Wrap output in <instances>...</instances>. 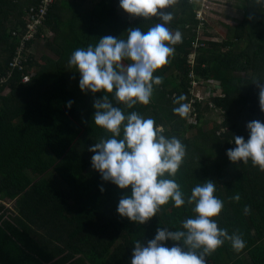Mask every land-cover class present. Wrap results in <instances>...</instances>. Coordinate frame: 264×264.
Listing matches in <instances>:
<instances>
[{
	"label": "trees",
	"instance_id": "trees-1",
	"mask_svg": "<svg viewBox=\"0 0 264 264\" xmlns=\"http://www.w3.org/2000/svg\"><path fill=\"white\" fill-rule=\"evenodd\" d=\"M38 5L39 0H0V78L18 45L11 33L21 32L24 18ZM241 7L242 24L228 28L225 43L200 41L204 47L196 50L191 64L198 25L195 1L177 0L166 10L173 15L166 27L173 34L179 30L182 42L170 45V62L154 73L163 83L154 85L147 105L129 109L113 100L126 115L135 111L154 119L161 134L178 138L186 147L174 177L185 204L176 207L169 201L147 223L138 224L117 212L120 198L130 195L131 187L120 189L104 181L92 167L95 153L89 148L111 137L93 119L94 101L105 93L82 92L80 74L68 62L75 50L94 47L104 36L126 39L129 28L146 32L163 21L130 20L122 15L126 12L119 0H56L39 36L41 42L45 34L47 41L38 44L55 59L30 56L22 71L36 70L30 84H20L18 70L0 84V264H131L136 241L147 245L157 228L182 231V222L195 218V205L187 199L206 181L216 184L214 195L223 201L221 213L213 218L218 228L245 241L244 249L236 252L225 240L206 256V264H264V171L250 160L233 163L226 154L235 148L236 136L249 139V122L264 123L256 84L264 83V0H244ZM192 79L222 88L224 100L212 101L224 113L221 125L215 120L213 128L204 130L203 117L213 113L206 102L193 105V124L189 116L173 112L178 96L186 97L183 103L191 100ZM220 127L227 133L218 136ZM237 194L238 202L232 199ZM4 202H13V212ZM245 206L250 208L247 213ZM175 244L183 247L182 242H164L169 248Z\"/></svg>",
	"mask_w": 264,
	"mask_h": 264
},
{
	"label": "clouds",
	"instance_id": "clouds-1",
	"mask_svg": "<svg viewBox=\"0 0 264 264\" xmlns=\"http://www.w3.org/2000/svg\"><path fill=\"white\" fill-rule=\"evenodd\" d=\"M177 0H119V7L133 17L145 20L159 17L163 23H156L146 32L139 27L129 28L126 39L104 36L96 46L75 50L69 65L80 74L79 87L82 92L95 94L103 91V99L94 101V124L111 134L101 139L89 151L92 167L104 181H110L120 189L131 187V194L120 198L117 212L121 217L138 224L147 223L156 216L161 206L169 201L174 206L185 204L184 193L174 177L186 156L185 145L176 137L166 138L152 118H144L137 112L125 114L123 104L132 108L137 103H150L154 85L163 83V77L154 75L170 62L175 45L182 42V33L174 34L166 27L173 20L166 11ZM259 2V0H258ZM251 19V17H249ZM131 63L125 65L123 61ZM259 88V106L264 112V83H256ZM112 95V99L109 98ZM186 97L181 94L174 103L178 105L173 112L186 118L190 106L183 103ZM73 102H68L71 107ZM249 139L235 137V148L227 151L233 163L249 160L253 166L264 171V123L259 120L247 124ZM171 177V178H166ZM102 192L103 188L100 189ZM216 184L206 181L191 190L188 204H194L195 218L182 222V231H168L157 228L154 239L147 245L136 241L131 264H206V256L214 253L225 240L230 241L234 251H242L245 241L239 234L229 235L227 230L218 228L217 217L224 205L214 193ZM239 201V194L232 197ZM245 213L250 211L245 206ZM182 242L166 247L165 241Z\"/></svg>",
	"mask_w": 264,
	"mask_h": 264
},
{
	"label": "built area",
	"instance_id": "built-area-1",
	"mask_svg": "<svg viewBox=\"0 0 264 264\" xmlns=\"http://www.w3.org/2000/svg\"><path fill=\"white\" fill-rule=\"evenodd\" d=\"M189 2H194V0H189ZM55 3L56 0H39L38 7L31 9V13H28V15L24 18V25L21 32L11 33V37L18 42V45L11 61L8 64L7 73L0 78V84H4L15 70L21 72L24 71L27 68L28 57L35 55V50L39 43L47 41V36H45V34L42 36L43 38L41 42L39 41V36L41 30L45 29L50 11L53 9ZM205 3L206 2L204 1L200 9H209ZM202 13L203 11L201 10H198L197 12L195 11V20L198 23L197 31L202 27L204 28L205 19ZM50 38L53 40V36H50ZM202 47L203 44H199V41L196 40L193 44L194 53L189 56V62L191 64L193 63L196 50ZM34 74H36V70L33 68L30 71L22 72V75L20 76V84L24 85L26 83H30ZM191 86L192 98L188 103L190 106L188 121H193L192 123L196 122L197 111L193 108V105L196 103L201 104L202 102H206V106L209 110H212L215 113L221 112V109L215 106L214 102H212L213 100H224L226 97L218 83L214 82L204 84L192 79ZM198 89H202L200 93H198ZM221 113L224 114L223 112ZM203 118V121L208 120L206 115ZM221 133L222 132L219 131L217 135H220ZM3 206L5 207L4 204Z\"/></svg>",
	"mask_w": 264,
	"mask_h": 264
},
{
	"label": "rangeland",
	"instance_id": "rangeland-1",
	"mask_svg": "<svg viewBox=\"0 0 264 264\" xmlns=\"http://www.w3.org/2000/svg\"><path fill=\"white\" fill-rule=\"evenodd\" d=\"M194 1H195L196 12L198 10L203 11L202 14L205 19L204 28L202 27L200 30L196 31V40L199 42L200 41L202 43L214 42L220 44L225 43L227 41L226 36L228 33V28L237 27L243 22L244 9H242L241 5H243L244 0H213V1L194 0ZM204 1L206 2L205 5H207L209 9H200ZM122 15L126 16L130 20L133 19V16H130L129 14L126 13L124 14L123 11H122ZM54 38L55 37L53 36V40ZM40 45L44 46L45 41H42ZM40 45H38V47L35 50L36 52L35 54L37 55L38 58L43 57L45 55L55 59V57L51 55L49 51L42 49ZM40 49H42V51H40ZM228 50L229 47L223 49V51H228ZM75 81H76L75 79L72 80V83H74ZM201 90L202 89H198V93H200ZM223 115L224 114H222L221 112L209 113L207 115L208 120L202 122L204 130L206 131L209 128H213L215 120H217L218 125H221V122L224 120ZM192 122L188 121V123L193 124ZM219 131H221L222 133L218 136H222L227 133V129L224 127H220L217 133ZM2 204L5 205L8 211L13 212V202H4Z\"/></svg>",
	"mask_w": 264,
	"mask_h": 264
},
{
	"label": "bare ground",
	"instance_id": "bare-ground-1",
	"mask_svg": "<svg viewBox=\"0 0 264 264\" xmlns=\"http://www.w3.org/2000/svg\"><path fill=\"white\" fill-rule=\"evenodd\" d=\"M32 81V80H31ZM31 81H30V83H31ZM30 83H26V84H24V85H27V84H30ZM202 126H203V124H202Z\"/></svg>",
	"mask_w": 264,
	"mask_h": 264
},
{
	"label": "crops",
	"instance_id": "crops-1",
	"mask_svg": "<svg viewBox=\"0 0 264 264\" xmlns=\"http://www.w3.org/2000/svg\"><path fill=\"white\" fill-rule=\"evenodd\" d=\"M216 5H217V3H216ZM242 9H243V7H242ZM243 20H244V17H243Z\"/></svg>",
	"mask_w": 264,
	"mask_h": 264
}]
</instances>
